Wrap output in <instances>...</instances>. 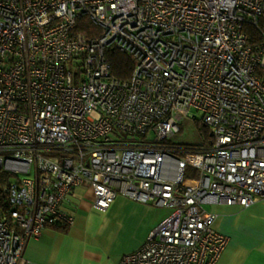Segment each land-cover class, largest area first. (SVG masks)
Returning a JSON list of instances; mask_svg holds the SVG:
<instances>
[{
  "label": "built area",
  "instance_id": "obj_1",
  "mask_svg": "<svg viewBox=\"0 0 264 264\" xmlns=\"http://www.w3.org/2000/svg\"><path fill=\"white\" fill-rule=\"evenodd\" d=\"M112 47L136 62L127 80ZM186 119L210 150L176 153ZM85 183L100 212L119 194L173 210L119 264L221 262L213 207L264 199V0H0V264L72 226Z\"/></svg>",
  "mask_w": 264,
  "mask_h": 264
},
{
  "label": "crops",
  "instance_id": "obj_2",
  "mask_svg": "<svg viewBox=\"0 0 264 264\" xmlns=\"http://www.w3.org/2000/svg\"><path fill=\"white\" fill-rule=\"evenodd\" d=\"M93 187L85 183L64 205L75 217L67 233L47 228L26 248L30 264H119L140 250L152 230L173 213L119 194L107 212L94 207ZM216 228L230 237L219 264H264V199L248 207L218 204Z\"/></svg>",
  "mask_w": 264,
  "mask_h": 264
},
{
  "label": "trees",
  "instance_id": "obj_3",
  "mask_svg": "<svg viewBox=\"0 0 264 264\" xmlns=\"http://www.w3.org/2000/svg\"><path fill=\"white\" fill-rule=\"evenodd\" d=\"M79 27L81 29L87 30H94L95 28H97V26L89 22L85 17L79 21ZM248 28L254 38H260V34L255 28H252L250 26ZM107 55L112 62L114 76L120 80L129 79L136 65L135 60L131 56L119 51L114 47L109 48V50L107 51ZM199 122L200 123L198 124V129L204 139V142L202 144L176 143L178 146H180V148H177L175 150L178 155L183 156L187 152H205L211 149L215 140L214 135H212L213 130L205 122ZM170 144L173 145V142ZM70 227L71 226L65 222H58L53 225L52 228L67 233L70 230Z\"/></svg>",
  "mask_w": 264,
  "mask_h": 264
},
{
  "label": "rangeland",
  "instance_id": "obj_4",
  "mask_svg": "<svg viewBox=\"0 0 264 264\" xmlns=\"http://www.w3.org/2000/svg\"><path fill=\"white\" fill-rule=\"evenodd\" d=\"M193 112L197 115L198 119H201V113L197 111ZM199 121L201 120L194 121L193 119H186L185 123L182 126V130L177 133V135L173 138L171 142L179 144H202L204 142V139L198 129V124L200 123Z\"/></svg>",
  "mask_w": 264,
  "mask_h": 264
},
{
  "label": "water",
  "instance_id": "obj_5",
  "mask_svg": "<svg viewBox=\"0 0 264 264\" xmlns=\"http://www.w3.org/2000/svg\"><path fill=\"white\" fill-rule=\"evenodd\" d=\"M212 135H214V133H212Z\"/></svg>",
  "mask_w": 264,
  "mask_h": 264
}]
</instances>
